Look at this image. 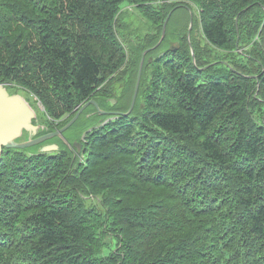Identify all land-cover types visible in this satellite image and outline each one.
Segmentation results:
<instances>
[{
    "label": "trees",
    "instance_id": "1",
    "mask_svg": "<svg viewBox=\"0 0 264 264\" xmlns=\"http://www.w3.org/2000/svg\"><path fill=\"white\" fill-rule=\"evenodd\" d=\"M179 6L202 45L153 55ZM0 82L49 128L108 112L79 154L3 148L0 264H264V0H0Z\"/></svg>",
    "mask_w": 264,
    "mask_h": 264
},
{
    "label": "rangeland",
    "instance_id": "2",
    "mask_svg": "<svg viewBox=\"0 0 264 264\" xmlns=\"http://www.w3.org/2000/svg\"><path fill=\"white\" fill-rule=\"evenodd\" d=\"M123 7H124L123 20L125 24L127 25V28L129 31H134L137 36H141L151 31L150 22L147 21L142 15H140L134 7L129 6V5H124ZM196 12L197 10L193 6L189 7V9L184 6H179L178 8H176L172 12L167 22V25L165 28V34L163 36V38L165 37V39L162 42L159 49L156 52H154L153 55H157L160 52L161 53L165 52L171 45H174L175 47L177 45L178 40L186 36L187 43H188V46L190 47V52L192 56V47H193L192 45H194V47H197L196 44L200 43L202 45V41H203L202 36L200 34L199 24H197V20L195 17ZM191 16H193V21H194L192 24L190 23ZM186 25L188 26L186 27ZM192 25H193V29L191 30ZM189 28H190V32H189ZM189 41H191V44ZM6 86L8 87V90L10 92L17 93L24 97V100L30 105L36 117L39 119V123H40L39 129L43 131H51L54 128V126L52 128H49L48 122L51 120V118L44 116V114L42 113L43 108H42L41 103L32 94H30L25 89L15 86V85L9 84ZM115 87H116L114 88L115 94L118 95L117 91L120 88V85H116ZM115 103H116L115 98H111V104H115ZM99 109L103 110V108L101 107ZM98 113H99L98 110L94 111L91 106H88L87 114L84 115L83 117H80L67 130L63 132L64 138L60 137L61 140L56 138V140L59 141L60 146L62 145L61 147L63 148L64 145L65 146L68 145L69 148H71L70 144L73 145V142H75L76 141L75 139L77 137L79 138V136H80L79 140L83 141L82 137L85 135L84 132L89 131L91 128L95 127L98 119L102 118L100 115H98ZM67 117L68 115L66 114L64 115V117H62V119L65 120L67 119ZM88 117L91 119L90 120L87 119ZM92 123L93 125H91ZM88 126L90 127L84 131V129ZM41 134H45V133H40V135ZM28 138H29V133L26 132L23 134L22 137H20V141L28 139ZM36 145L38 146V144ZM36 145L26 148V149L24 148L22 149H24L25 152L36 153L38 152L36 150ZM8 149H17V148H8ZM79 153L80 152H78V154Z\"/></svg>",
    "mask_w": 264,
    "mask_h": 264
},
{
    "label": "water",
    "instance_id": "3",
    "mask_svg": "<svg viewBox=\"0 0 264 264\" xmlns=\"http://www.w3.org/2000/svg\"><path fill=\"white\" fill-rule=\"evenodd\" d=\"M168 15L163 21L160 40L164 36V28ZM147 51L148 49L144 50L141 54L133 96L131 98L130 106L124 114H129L134 106L136 92L140 83V76L144 62V55ZM89 104H93L94 107L100 113H108L107 111L100 110L98 104L91 99L85 102L84 104H82L76 110L73 117L69 121H67V123H65L62 127H59L58 129L52 132L37 137L35 135L38 132L40 124L38 123V118L36 117L33 109L30 107V105L24 100V98L21 95L10 94L7 88L5 87V85L2 82H0V156L2 154L3 148L22 149L39 144L43 140H46L52 136L62 137V133L65 130H67L76 121V119L79 117L81 112ZM115 113L120 114L119 112H115ZM25 132L29 133L30 137L28 139L20 141V137H22ZM73 145L76 146L78 152H81V146H82L81 143L75 141L73 142ZM57 148L58 146L56 144H48L43 148H40L39 151L46 153L48 150H53Z\"/></svg>",
    "mask_w": 264,
    "mask_h": 264
},
{
    "label": "flooded vegetation",
    "instance_id": "4",
    "mask_svg": "<svg viewBox=\"0 0 264 264\" xmlns=\"http://www.w3.org/2000/svg\"><path fill=\"white\" fill-rule=\"evenodd\" d=\"M57 128V127H56ZM56 128H53L52 130L54 131V130H56ZM58 129V128H57ZM52 130L51 131H43V130H41V129H38V132H37V134L35 135V136H42V135H45V134H47V133H49V132H52ZM26 133V132H25ZM40 133H45V134H41L40 135ZM30 137V136H29ZM56 138L57 139H60L61 140V138L60 137H58V136H52V137H50V138H48V139H46V140H43L42 142H40L39 144H38V146L36 145V150L38 151L37 153H44V152H40L39 150H40V148H43L44 146H46V145H48V144H56L57 146H58V148L57 149H53V150H48L46 153H52V152H54V151H57V150H59L60 148H61V146H60V143H59V141H57L56 140ZM63 138H64V135H63ZM63 144V143H62ZM41 146H43V147H41Z\"/></svg>",
    "mask_w": 264,
    "mask_h": 264
},
{
    "label": "clouds",
    "instance_id": "5",
    "mask_svg": "<svg viewBox=\"0 0 264 264\" xmlns=\"http://www.w3.org/2000/svg\"><path fill=\"white\" fill-rule=\"evenodd\" d=\"M190 21H191L190 23H192V21H193V16H191ZM162 27H163V26H162ZM161 31H162V29H161ZM164 34H165V29H164ZM162 38H163V37H162ZM161 40H162V39H161ZM161 40L159 41V43L161 42ZM3 84H4V83H3ZM4 85H5V87H6L7 90H8V87L6 86V84H4ZM8 91H9V90H8ZM9 93H10V94H17V93H12V92H10V91H9ZM22 97H23V96H22ZM23 98H24V97H23ZM0 157H1V156H0Z\"/></svg>",
    "mask_w": 264,
    "mask_h": 264
},
{
    "label": "bare ground",
    "instance_id": "6",
    "mask_svg": "<svg viewBox=\"0 0 264 264\" xmlns=\"http://www.w3.org/2000/svg\"><path fill=\"white\" fill-rule=\"evenodd\" d=\"M138 90V89H137ZM134 92V91H133ZM136 94H137V92H136ZM133 96V95H132ZM135 98H136V96H135Z\"/></svg>",
    "mask_w": 264,
    "mask_h": 264
}]
</instances>
